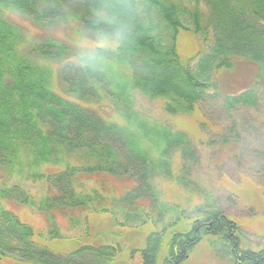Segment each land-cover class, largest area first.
<instances>
[{
    "label": "trees",
    "instance_id": "obj_1",
    "mask_svg": "<svg viewBox=\"0 0 264 264\" xmlns=\"http://www.w3.org/2000/svg\"><path fill=\"white\" fill-rule=\"evenodd\" d=\"M11 12L37 25L75 22L90 38L104 30L111 12L127 35L112 43L101 63L90 65L81 59L85 52L59 39L28 40L7 16ZM181 32L202 43L190 58L179 54ZM237 62L249 65L251 79L223 88L220 70ZM55 75L63 93L54 87ZM262 91L264 0H0V170L51 189L37 202L15 183L1 189L0 198L44 214L51 239L62 238L56 213L68 215L72 224L79 222L76 211L110 213L120 226L149 220L159 226L177 213L164 230L149 234L140 264H158L166 228L171 237L162 264H188L205 236L213 237L210 247L226 264H264V244L245 248L242 229L216 205L196 207L201 217L174 229L187 220L186 212L162 200L155 180L174 179L212 199L191 178L200 158L187 133L147 118L135 106L140 93L164 101L163 110L172 116L192 114L219 98L225 115L234 118L239 108H256ZM228 126L224 139L238 141L235 122ZM177 154L182 164L175 175ZM34 236L31 225L0 203V263L12 258L18 264H111L120 250L103 243L58 253Z\"/></svg>",
    "mask_w": 264,
    "mask_h": 264
},
{
    "label": "rangeland",
    "instance_id": "obj_2",
    "mask_svg": "<svg viewBox=\"0 0 264 264\" xmlns=\"http://www.w3.org/2000/svg\"><path fill=\"white\" fill-rule=\"evenodd\" d=\"M23 30L30 40H42L52 37L66 42L71 47L85 52L94 47V40L81 30L75 22L37 25L20 13L7 14ZM202 43L193 33L181 32L178 38V50L182 58L194 56ZM55 69L57 63L52 65ZM253 70L237 62L229 70H220V82L223 88L241 86L251 79ZM55 88L63 93L62 85L54 76ZM259 105L239 108L233 112L234 118H228L221 109V99H209L192 114L168 115L163 110L162 100H151L140 93L135 94L136 108L147 118L171 124L174 130H181L191 138L200 160L193 165L191 178L201 188L207 190L212 199L199 191H191L180 186L174 179L157 178L156 184L162 200L178 204L185 210V218L174 229H185L196 217H201L194 209L201 205H216L229 216L243 231L241 244L245 248L258 250L264 244V91L260 94ZM110 114L109 111L100 110ZM235 122L239 140L224 139L230 134L228 125ZM173 171L180 173L182 164L179 154L175 156ZM20 184L34 199L38 200L49 192V185L43 181L27 180L24 177L9 178L0 170V190ZM90 183V182H86ZM122 188L126 182H117ZM91 185L93 183L91 182ZM0 203L13 211L19 218L34 229V240L58 253H68L85 244H116L119 254L111 264H140V250L153 231H162L166 224L177 219V213L170 212L163 224L157 226L152 220L142 225L120 226L115 224L110 213L100 211H76L79 222L72 224L70 218L56 213V224L61 229V237L51 239L48 234V220L44 214L32 207L18 204L12 200L0 198ZM71 213V214H73ZM171 230L164 231V245L158 264L166 253ZM211 236H205L197 244L188 264H226L215 256L210 247ZM0 264H18L12 258H3Z\"/></svg>",
    "mask_w": 264,
    "mask_h": 264
},
{
    "label": "clouds",
    "instance_id": "obj_3",
    "mask_svg": "<svg viewBox=\"0 0 264 264\" xmlns=\"http://www.w3.org/2000/svg\"><path fill=\"white\" fill-rule=\"evenodd\" d=\"M110 22L100 32L93 34L94 47L86 48L84 55L81 57L86 63L93 65L102 62L103 54L111 47L113 42H123L127 35L122 23L111 12Z\"/></svg>",
    "mask_w": 264,
    "mask_h": 264
}]
</instances>
